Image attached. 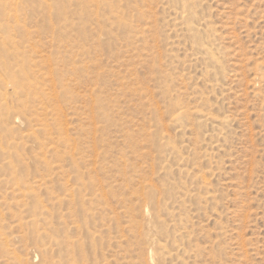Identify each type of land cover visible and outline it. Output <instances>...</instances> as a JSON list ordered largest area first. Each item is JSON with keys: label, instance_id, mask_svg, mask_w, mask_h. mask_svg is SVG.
Listing matches in <instances>:
<instances>
[{"label": "rangeland", "instance_id": "374dc122", "mask_svg": "<svg viewBox=\"0 0 264 264\" xmlns=\"http://www.w3.org/2000/svg\"><path fill=\"white\" fill-rule=\"evenodd\" d=\"M4 61L0 264H264V0H0Z\"/></svg>", "mask_w": 264, "mask_h": 264}, {"label": "bare ground", "instance_id": "6f19581e", "mask_svg": "<svg viewBox=\"0 0 264 264\" xmlns=\"http://www.w3.org/2000/svg\"><path fill=\"white\" fill-rule=\"evenodd\" d=\"M11 16V15H10ZM8 17V16H7ZM8 30V29H7ZM10 30V29H9ZM11 37V36H10ZM8 38V37H7ZM4 42V41H3ZM45 57H47V56H45ZM49 59V58H48ZM47 59V60H48ZM44 61V60H43ZM49 61V60H48ZM47 62V61H46ZM45 65V64H44ZM11 69V66H9L5 61L4 62H1L0 63V72L1 71H3L2 73H3V75H5L4 74V71H8V70H10ZM33 69V68H32ZM6 76V75H5ZM6 78V77H5ZM2 79V78H1ZM8 79V78H7ZM10 79V78H9ZM3 80V79H2ZM10 80H12V79H10ZM17 81V80H16ZM3 82H5V81H3ZM55 82V81H54ZM6 83V82H5ZM12 84V83H11ZM7 85V84H6ZM17 85V84H16ZM16 85H15V87H16ZM13 87V86H12ZM18 87V86H17ZM14 88V87H13Z\"/></svg>", "mask_w": 264, "mask_h": 264}]
</instances>
